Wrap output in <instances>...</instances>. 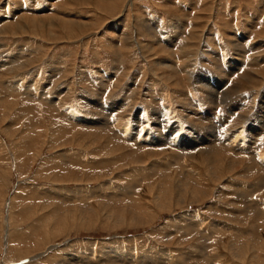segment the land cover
Wrapping results in <instances>:
<instances>
[{"label":"rangeland","instance_id":"rangeland-1","mask_svg":"<svg viewBox=\"0 0 264 264\" xmlns=\"http://www.w3.org/2000/svg\"><path fill=\"white\" fill-rule=\"evenodd\" d=\"M92 1L0 0V26L22 16H31L32 24L37 16L88 24L77 30L58 26L57 39L44 30L0 36V64L15 59L21 68L5 73L11 69L7 65L0 71V264H264V78L232 100L243 107L227 118L229 106L212 104L208 88L195 86L184 73L194 66L216 87L223 79L222 93L239 69L262 71L264 0ZM130 36L142 42V49L147 46L142 50L147 57L129 46ZM183 36L197 37L190 43L196 46L190 58L181 54ZM233 42L242 47L234 48ZM187 59L189 65L182 64ZM163 62L179 67L178 77ZM228 71L230 77L224 75ZM114 103L120 108L109 110ZM205 109L216 113L208 126L194 114ZM153 110L168 111L166 118L181 127L177 139L183 146L192 144L194 127L203 133L237 131L236 142L243 146L250 141L249 127H260L262 134H253L251 155L232 171L221 166L212 177L199 159L172 166L170 171L200 172L193 184L208 194L198 204L190 199L183 204L174 190L156 197L160 179L150 175L152 165L181 158L176 148H154L152 153L160 154L154 157L149 148L141 149L142 162L125 156L138 149V142L173 130L153 127ZM240 113L248 118L242 121ZM142 117L150 120L142 125L150 134L134 144ZM90 123L113 127L121 138L104 131L105 138L97 141L87 131ZM246 162L251 169L243 175ZM93 193L103 196L92 199ZM236 193L252 208L244 209L247 204ZM109 253L125 263L107 260Z\"/></svg>","mask_w":264,"mask_h":264},{"label":"bare ground","instance_id":"bare-ground-1","mask_svg":"<svg viewBox=\"0 0 264 264\" xmlns=\"http://www.w3.org/2000/svg\"><path fill=\"white\" fill-rule=\"evenodd\" d=\"M67 2H65L66 4H68V2H69V0H66ZM73 2H71V4H75L74 3V0H72ZM75 1H77V0H75ZM81 1V0H80ZM82 1H86L85 3L87 4V3H93V1L92 0H82ZM100 6V5H99ZM98 6V7H99ZM104 4H103V7L102 8H104ZM23 15V14H22ZM21 15V16H22ZM20 16V15H19ZM18 16V17H19ZM31 17V16H30ZM29 16H22V17H20L19 19H20V21L19 22H16V23H11V24H7L6 23V25L4 24H2L1 26H0V36L2 35V36H5L6 34H8V35H21V34H23V33H31V34H33V32H36L37 33V31L39 32L40 31V33L42 34L43 33V30L46 32L45 34H46V36H49V37H51L52 39H57V38H59V36H57L54 32H53V30H56V29H58V26L60 27V26H63V28H65V27H75V29L77 28L76 26H88V24H86V23H84V22H76L75 20H72V19H68V20H63L62 18H60V19H57L56 20V17H51V18H45V17H38L37 16V18H33V24H32V22L30 21L32 18H30ZM33 17V16H32ZM14 19V18H13ZM22 19V20H21ZM63 21V22H57V21ZM78 21V20H77ZM10 22V21H9ZM5 23V22H4ZM142 26V25H141ZM37 27H39V28H37ZM91 27V26H90ZM145 27V26H144ZM81 28V27H80ZM92 28V27H91ZM150 28V27H149ZM61 29V28H60ZM78 29V28H77ZM76 29V30H77ZM87 29H88V27H87ZM82 30H84V29H82ZM145 30V29H144ZM201 30V29H200ZM79 31H80V29H79ZM66 32H67V30H66ZM78 32V31H77ZM76 32V33H77ZM161 32V31H160ZM202 32V31H201ZM206 32V31H205ZM162 33V32H161ZM203 33V32H202ZM207 33V32H206ZM205 33V34H206ZM73 34V33H72ZM154 34V33H153ZM183 35V34H182ZM193 35H196V34H193ZM258 35H260L259 33L257 34V37H258ZM127 37V36H126ZM184 38V41H182L181 43H180V45H179V47H180V50H181V54L183 55V57L184 58H190L191 56H193V53H194V51H193V53H191V56H190V50H195V47H193V45L192 44H190L191 42H193V41H196V39H197V37H193V38H191V37H189V36H183ZM123 38V37H122ZM203 38V37H202ZM206 38V37H205ZM62 39V38H61ZM129 39H131L132 41L131 42H129L130 44H129V46H133V45H136L138 48H140V52L142 53V56H144V57H147V54L145 55L143 52H142V50H144V51H146V48H147V46H145L144 47V49H142V46H141V41L138 39H136V38H134V37H132V36H130V38H128L127 40H129ZM237 39V38H236ZM181 40V39H180ZM207 40V39H206ZM208 40H209V38H208ZM58 41V40H57ZM234 41V40H233ZM238 41V40H237ZM218 44V43H217ZM233 47L234 48H236V47H242V46H240V43H235V42H233ZM128 46V45H127ZM153 49V48H152ZM159 51L160 52H164V53H168V51L167 50H165V49H162L161 47H160V49H159ZM206 51V50H205ZM238 51V50H237ZM236 51V52H237ZM256 51V50H255ZM264 51V50H263ZM262 51V52H263ZM148 52H151V48H149V51ZM180 52V51H179ZM260 52V51H259ZM196 53V52H195ZM194 53V54H195ZM247 53V52H246ZM238 54V53H237ZM258 57V56H257ZM256 57V58H257ZM186 60V59H185ZM188 60L189 59H187V61L186 62H182V64H184V65H189V64H187V62H188ZM28 61H30V60H28ZM166 61V60H165ZM241 61V60H240ZM258 61V60H257ZM32 62V61H31ZM34 62V61H33ZM169 62V61H168ZM168 62H163L162 64H163V66L165 67V68H167V70L169 69V70H171V72L172 73H175V76H177L178 77V73H180V71H179V67H176L175 65H173V64H169ZM242 62H243V60H242ZM17 63V62H16ZM16 63H15V59H12V60H10V61H8V62H3L2 64H0V71H1V69H3L4 68V70L6 69V66L8 65L11 69L9 70V71H4L5 73H11V72H18V71H21L20 69V67H17V65H16ZM29 63V62H28ZM171 63V62H170ZM22 64V63H21ZM160 64V63H159ZM243 65H244V62L242 63ZM156 65V64H155ZM249 65V64H248ZM247 65V66H248ZM181 66H183V65H181ZM242 66V65H241ZM250 66V65H249ZM191 67V68H190ZM251 68H253L252 66H250ZM194 68V66H189L185 71H184V73H185V75H187V76H189V78L186 76V78H188V80L191 82V83H193L195 86H198V87H200L199 86V84H203L205 87H207L208 88V94H207V97H208V101H210L212 104H217V105H220V104H222V105H228L229 107H228V115L226 114V116H228L227 118H230L232 115L235 117V116H237V114H238V111H240L241 109V107H243L242 105H241V107H240V103L239 104H237L236 102H234V103H231L232 102V100L234 99V98H236L237 96H240L241 94H243L245 91H247V90H249L250 88H252V87H259L260 85H262V79H259V77H263L264 78V68H263V70L261 71V68L260 69H257V70H255V69H251V70H244V71H242V70H240L239 69V74H238V76L236 77V80H234V83L232 82V84L231 85H228V87L226 88L227 90H225L224 92H219L220 91V88L222 87V83H224L225 84V82L223 81V79H222V83L220 82H217V87H216V85H215V82H213L212 83V77H207V75L205 76V77H203V76H199V75H197V72H199L198 70H196V69H193ZM231 68V67H230ZM239 68V67H238ZM154 69V68H153ZM153 69H151L153 72H155ZM23 70H25V69H23ZM169 70L167 71V72H169ZM181 70V71H182ZM232 71H234V70H232ZM236 71V70H235ZM234 71V72H235ZM5 73H3V74H5ZM163 74H164V72H162ZM2 74V73H1ZM158 74L159 73H157V77H159L158 76ZM168 74V73H167ZM199 74V73H198ZM229 75V77L232 75V72L231 71H228V72H226V73H224V75ZM6 75V74H5ZM161 75V74H160ZM8 76V75H7ZM166 76V75H165ZM170 76V75H169ZM168 76V77H169ZM161 77V76H160ZM167 77V76H166ZM167 77V78H168ZM172 77V76H171ZM176 77V78H177ZM207 77V78H206ZM223 78V77H222ZM160 79V78H159ZM162 79V78H161ZM170 79V78H169ZM179 80V79H178ZM177 79L175 80V82H176V84H178L179 82H177L178 81ZM219 81V80H218ZM230 81V80H229ZM51 82V81H50ZM169 83V82H168ZM181 84H182V82H180ZM175 84V85H176ZM174 86V85H173ZM202 86V85H201ZM226 86V85H225ZM180 87V86H179ZM201 88V87H200ZM206 88V89H207ZM222 91H223V88H222ZM73 92V91H72ZM180 94V93H179ZM178 94V95H179ZM219 98V99H218ZM219 100V102H218V100ZM104 105V104H103ZM124 105V104H123ZM110 106V105H109ZM112 107L111 108H109V110H113V111H115V108H120V106L119 105H117L116 103H114L113 105H111ZM225 106V107H226ZM96 107H99V106H96ZM107 107V106H106ZM105 107V108H106ZM127 107V106H126ZM244 107H245V105H244ZM101 108V107H100ZM128 108H131L132 109V107L131 106H128ZM127 109V108H126ZM252 109V108H251ZM243 110V109H242ZM250 110V109H249ZM168 111L166 110V112L164 111V113H163V115L160 113V111H158V110H153V112L152 113H154V116L152 117V119L155 121L153 124L154 125H152L153 127L154 126H156V125H159L161 128H163V129H173L171 132H170V134H165V135H162L161 133H158V136H152L150 139H149V142H146V141H142V142H138L137 144H135L136 142V140H139L140 139V137H141V135H147V134H150V132L148 131V132H144L143 131V127H142V125L143 124H148L149 123V121H148V119L146 120L144 117H146V116H144V117H142V118H140L138 121H139V126L137 125V127H135L136 129L134 130V148L135 147H138V149L136 150H134V151H132V152H128L129 154H127V155H125V156H131V157H134L135 158V161H143V157H142V154H140L141 152L139 151V150H141V149H150V151L151 152H149L150 153V156H158V155H160V154H158V153H152V152H154V151H156V150H154V148H158V149H162V148H166V147H173V148H176V150H178L179 152H180V154L179 155H181V158H179L178 156L177 157H175L176 158V161H175V163H173V162H166L164 165H159V166H157V164L155 165H152L151 166V169H150V175H152L153 174V176L155 175L156 177H158L159 179H160V183H161V185H160V187H159V191H160V194H159V196L157 195H155L156 197H161L162 195H163V193L167 190H170V191H172V190H174L175 191V193L177 194V196L180 198V199H182V202H183V204L184 203H186L187 201H188V199H190L191 200V203L192 202H196L197 204L199 203V202H201V200H203L202 198H206L207 196H208V194L205 192V191H203V190H200V188L198 187V186H196V185H194L193 183H195V184H198L199 183V178H198V176H200V172H196V175L195 174H192V173H189V172H186L185 170H184V168H182L183 167V165L180 167V168H182L183 169V171L182 170H180V171H178V170H174V171H170L171 169H172V166H174V165H176V164H179V160L181 161V163H182V161H185L186 159H189V160H191V161H196V162H198V159L205 165V166H207L208 167V169H209V174L210 175H212V177L213 176H216L217 175V173L219 172V170H220V167L221 166H227L228 167V169L230 170V171H232V170H234L235 168H236V166H238V164L239 163H241V162H243V161H241L240 159L241 158H243V157H246L247 156V154H248V156H250L251 155V153H250V151L248 152V150L249 149H251V144H252V141H251V139L253 138V139H255L254 138V136H253V134H255V135H257V137L258 136H261V134H262V132H260V130H261V128L260 127H257L256 129H254V131L253 130H251L250 129V127H249V130H248V133H249V138L248 139H250V141H247L248 142V144H245L244 146L243 145H241L240 144V141H238V143L236 142L237 141V138H238V136H237V131L236 132H234V130H231V131H229V132H226V133H224V131H223V133H218V134H216V132L214 133V132H211V131H207V132H198V131H195L194 130V128H190V131H189V133L190 134H192V144H190V145H188V146H183L184 145V143L185 142H178V132H179V130H181L180 128L181 127H179V125L178 126H176L177 125V123L175 122V123H173V122H171L169 119H167L166 117H167V113ZM243 112H244V110H243ZM246 112H248V111H246ZM250 112V111H249ZM144 114H148V112H143ZM226 113H227V111H226ZM232 113V115H230ZM146 114V115H147ZM158 114V117H156V115ZM194 114L195 115H199L200 116V121L202 122L201 124H203V125H206V126H208L207 124H206V122H210V121H212V119L216 116V113L213 111V109H211V110H209V109H205V110H203L202 111V113L200 114V112H194ZM149 115V114H148ZM147 115V116H148ZM163 116V117H162ZM187 117H188V115H186ZM239 117H241L242 118V121H245V119L246 118H248V115L247 114H245V113H240L239 114ZM226 118V119H227ZM224 120V122L225 121H227V120ZM218 120H219V117H218ZM221 120V119H220ZM260 121V120H259ZM93 122V121H92ZM222 122V121H221ZM228 122V121H227ZM239 123V122H238ZM122 124V123H121ZM242 124V123H241ZM245 124V123H244ZM262 124V123H261ZM214 125V124H213ZM223 125V124H222ZM102 126V124L100 123L99 125L97 124H94V125H92L91 123H90V125H87V127L89 128L87 131L88 132H93L92 134L94 135V138H95V140H97L98 141V139L99 138H101L100 140H102L103 138H105V137H103L102 136V133H104V131L106 132V131H108L109 133L111 132H114L115 134H116V132L114 131V128L113 127H107V125L105 126H102V130L100 129V127ZM97 127V128H96ZM228 127V126H227ZM208 128V127H207ZM99 129V130H98ZM111 129V130H110ZM113 130V131H112ZM100 131H101V133H100ZM120 131V130H119ZM122 132V131H121ZM173 132V133H172ZM123 133V132H122ZM171 133H172V135H173V139L172 138H170V136H171ZM194 133H198L199 135H201L202 137H200V138H193V136H194ZM240 133V132H239ZM155 133H153V135H154ZM107 135V134H106ZM117 136H118V134H116ZM174 135H177V137H175ZM112 136H114V134L112 135ZM112 136H110V139H108L107 140V145L106 146H111V145H108V144H110L111 143V141L113 140L111 137ZM119 138H121L120 136H118ZM114 138H115V136H114ZM235 139V140H234ZM257 139V138H256ZM103 142V141H102ZM244 142V141H243ZM253 142H254V140H253ZM117 143V142H116ZM115 143V144H116ZM256 143V142H255ZM250 144V145H249ZM254 144V143H253ZM237 145V146H236ZM247 145H248V148H247ZM253 147V146H252ZM260 147V146H259ZM258 147V148H259ZM122 149V148H121ZM132 150V149H131ZM248 152V153H247ZM197 153V154H196ZM249 153H250V155H249ZM230 154H231V156L233 155L235 158H230ZM246 155V156H245ZM232 156V157H233ZM237 157V158H236ZM130 158V157H129ZM182 158H183V160H182ZM257 158H258V156H257ZM259 159V158H258ZM172 160V159H171ZM249 160H250V157H249ZM248 160V161H249ZM178 161V162H177ZM218 161H220V163H218ZM116 162V161H115ZM247 163V162H246ZM245 163V166L243 167V172H242V174L243 175H247V172L251 169V165L250 164H246ZM250 163V162H249ZM260 163V162H259ZM263 163V162H262ZM183 164V163H182ZM253 165V164H252ZM255 165H257L256 163H255ZM261 167H263V166H261ZM260 167V168H261ZM150 168V167H149ZM259 168V169H260ZM179 169V168H178ZM196 169V168H195ZM254 168H252V170H253ZM262 169H264V167L262 168ZM84 170V169H83ZM173 170V169H172ZM191 170V169H190ZM256 170H258V169H256ZM170 171V173H172L173 174V172H174V175H170L168 172ZM192 171V170H191ZM190 171V172H191ZM254 171V170H253ZM207 172V171H206ZM251 172V171H250ZM195 173V172H194ZM252 173V172H251ZM202 175V174H201ZM181 176V177H180ZM202 178V177H201ZM219 180V179H218ZM260 182H261V187L260 188H262V189H264V177H261L260 178ZM136 183V182H135ZM118 186V185H117ZM202 186V185H201ZM204 186V185H203ZM202 186V187H203ZM205 186H207V185H205ZM131 187L133 188V187H137L136 185H134L133 183H131ZM148 187V186H147ZM198 187V188H197ZM138 188V187H137ZM152 188H150V190H151ZM130 190V189H129ZM235 191V190H234ZM240 191V190H239ZM76 193V195L78 196V194H77V192H74V194ZM119 193V192H118ZM126 193V192H125ZM127 193H130V191H127ZM241 193V192H240ZM240 193H236V195H237V198H239V202L240 203H243L244 201H245V199H244V197H243V194H240ZM94 194V193H93ZM172 194V193H171ZM107 195V194H106ZM106 195H104V196H106ZM103 196V194H94V195H91L90 197L92 198V197H96V198H98L99 199V197H102ZM120 195H114L113 196V198L115 197V198H118ZM155 196L153 197V198H155ZM174 196V195H173ZM172 196V197H173ZM109 197H111V195H109ZM80 198V197H79ZM83 198V197H82ZM112 198V197H111ZM121 198V197H120ZM119 198V199H120ZM144 198V197H143ZM62 199V198H61ZM93 199V198H92ZM128 199V198H127ZM127 199H125V200H127ZM180 199H178V200H180ZM244 199V200H243ZM63 200V199H62ZM88 200H90V199H88ZM117 200V199H116ZM175 200H177V199H175ZM110 201H111V199H110ZM85 201H83V203H84ZM86 204H88L87 203V201H86ZM161 204V203H160ZM159 204V205H160ZM244 204H247V202L245 201L244 202ZM91 205V204H90ZM97 205H100L101 206V204H99V203H97L96 204V206ZM103 205V204H102ZM158 205V204H157ZM134 206V205H133ZM251 205H249V204H247V207L248 208H246L245 206V208L244 209H249V208H252V207H250ZM94 207V206H93ZM120 207H122V206H120ZM148 207V206H147ZM164 207V206H163ZM95 208V207H94ZM75 211H77V210H75ZM81 211V210H80ZM263 211V210H262ZM259 212V211H258ZM260 213V212H259ZM121 217V216H120ZM232 217V216H231ZM187 220V219H186ZM234 221V220H233ZM183 222V221H182ZM192 222V221H191ZM190 223V222H189ZM192 224H194V223H192ZM191 224V225H192ZM189 226V225H188ZM195 226V225H194ZM255 227H257V226H255ZM190 228H192V227H189V229ZM181 229V228H180ZM36 230V229H35ZM186 230V229H185ZM221 238V237H220ZM16 241V240H15ZM199 250V249H198ZM47 252V251H46ZM107 253V252H106ZM111 253H109V255H108V257H110L109 259H107V260H109V261H112V262H115V261H120V262H122V261H124L123 260V258H120V256H118V255H116V258H112V255H110ZM119 254V253H118ZM124 254V253H123ZM125 256H126V254H125ZM186 256V255H185ZM257 256V255H256ZM115 257V256H114ZM126 258H128V257H126ZM125 260H127V259H125ZM207 260V259H206ZM108 261V262H109ZM187 261V260H186ZM55 263V262H54ZM102 262H100V264H101ZM124 263H125V261H124ZM58 264H72V261H70V262H68V261H66V260H62V261H60ZM87 264H89V262L87 263ZM92 264V263H91ZM122 264V263H121Z\"/></svg>","mask_w":264,"mask_h":264}]
</instances>
